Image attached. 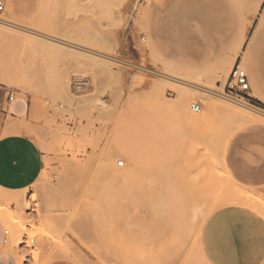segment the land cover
<instances>
[{"label": "rangeland", "instance_id": "obj_1", "mask_svg": "<svg viewBox=\"0 0 264 264\" xmlns=\"http://www.w3.org/2000/svg\"><path fill=\"white\" fill-rule=\"evenodd\" d=\"M99 1L10 0L0 15V64L29 89L0 84L26 103L18 127L45 156L10 206L24 225L0 217L4 252L16 264H209L201 236L212 215L244 205L264 219V190L237 185L223 162L229 137L247 125L216 104L245 110L197 91L178 101L180 87L162 73L217 93L237 63L264 90V1L257 14V0Z\"/></svg>", "mask_w": 264, "mask_h": 264}, {"label": "crops", "instance_id": "obj_2", "mask_svg": "<svg viewBox=\"0 0 264 264\" xmlns=\"http://www.w3.org/2000/svg\"><path fill=\"white\" fill-rule=\"evenodd\" d=\"M189 33L192 34V31ZM252 49L253 43L243 53L244 59L249 60ZM256 80L250 73V95L264 105V90L256 88ZM5 106L0 98V188L18 192L31 187L39 179L44 170L45 156L25 129H14L28 115L26 103L11 104L9 112H4ZM10 113L12 121H9ZM257 124L260 123L246 124L236 130L229 137L223 152L224 166L232 180L248 191L264 190V124ZM251 202L244 201V204ZM241 206L223 208L206 221L201 248L209 264H264L262 213ZM4 241L0 221V264H16L15 257L4 252Z\"/></svg>", "mask_w": 264, "mask_h": 264}, {"label": "bare ground", "instance_id": "obj_3", "mask_svg": "<svg viewBox=\"0 0 264 264\" xmlns=\"http://www.w3.org/2000/svg\"><path fill=\"white\" fill-rule=\"evenodd\" d=\"M97 1H99V0H96V2ZM102 1V5H110V4H113L114 3V1H115V3L117 4V2L118 3H121V2H119V0H101ZM122 2H123V0H121ZM263 1L264 0H257V2H255L256 4H257V7H255L254 9H255V11L253 10L252 12H255L256 14L257 13H259L258 11H259V9H260V6H261V4L263 3ZM98 3H100V1L98 2ZM256 6V5H255ZM253 14V13H252ZM255 14V15H256ZM254 15V14H253ZM244 16H245V14H244ZM247 21V20H246ZM261 21L262 22H264V20H262L261 19ZM0 22H2V21H0ZM5 22V21H4ZM8 23H10V21H8V20H6V23H4L6 26H12V25H10V24H8ZM246 24H249V23H246ZM246 24H245V26H246ZM251 24H252V22H251ZM250 25V24H249ZM248 26V25H247ZM13 27V26H12ZM8 29V28H7ZM0 31L1 32H3V33H5L6 32V29L4 30V28H2V27H0ZM10 31V30H9ZM247 31V30H246ZM245 31V32H246ZM13 32V31H12ZM245 32H244V35H245ZM36 35H38V34H36ZM243 35V37L244 38H242V41L240 42V44H239V50H242V47H243V45H244V40L246 39V35L244 36ZM22 36V35H21ZM20 36V37H21ZM26 39H29V41H30V43H34V42H36V39H34L33 37H28V38H26ZM28 43V42H27ZM29 43V44H30ZM240 53V52H239ZM99 56H101V55H99ZM104 58V57H103ZM106 58V57H105ZM106 59H108V60H111V59H109V58H106ZM162 74H164L165 76H163V78L165 79V80H168V81H171V82H173L175 85H177V86H179L180 88H178V90H177V100L178 101H182V100H184L188 95V92L190 93V92H202L203 94H206V95H209V94H211V95H213V96H217V97H219V98H221L220 96H218L215 92H213V93H211L210 91H211V87L210 88H208V87H205L206 85H204L203 86V84L202 85H200L199 83H197V82H195V81H193V80H191L192 78H184V74H178V76L179 77H182V78H177L176 80H172V79H170L169 77H170V75H167V74H165V73H162ZM189 76V75H188ZM191 81H190V80ZM229 79V78H228ZM0 82H2V83H8V84H16L17 86L19 85V86H21L23 89H24V91H26V90H28L29 89V85L28 86H26V85H24V84H22V81L21 80H19V79H17V78H15L13 75H12V72H11V70L5 65V64H0ZM250 82V81H249ZM213 87V86H212ZM180 89V90H179ZM223 91H224V89H223ZM223 91H221L222 93H223ZM252 93V92H251ZM250 93V94H251ZM249 94V96L252 98V96ZM236 105H240V106H242L243 108H244V110L245 111H241L240 109H238V108H236V107H232V106H226V107H222L220 104H216L217 106L215 107V109H221V110H224V112L225 111H227L228 113H230V114H232L233 116H235V118H237V119H239V120H242L245 124H251V123H256V122H260L258 119H256V117H254L253 116V113H257V115L256 116H259L260 115V117L261 118H263L264 119V113L263 112H260V114L258 113V112H256V110H255V108L253 107V106H250L244 99H242V100H240V103H235ZM221 106V107H220ZM224 106V105H223ZM246 111H252L251 113H252V115H249V112H248V114L246 113ZM223 112V111H222ZM222 112H219L220 114L222 113ZM214 113V112H213ZM216 113H218V112H215V115H216ZM218 113V115H220ZM261 113H263V114H261ZM225 114H226V112H225ZM218 115H216V116H218ZM227 115V114H226ZM232 115H230V117L232 116ZM221 116V115H220ZM222 116H223V114H222ZM225 116V115H224ZM230 117H228L227 119L230 121ZM235 122V121H234ZM7 125H8V123H7ZM6 126V125H5ZM14 126V125H13ZM230 127V126H229ZM14 129H15V131H19V127H18V124H17V126H15L14 127ZM224 130H226V128L224 129ZM230 131H231V129H230ZM22 132V131H21ZM227 132V131H226ZM8 133H9V131H8ZM229 133V132H228ZM222 141H224L223 139H222ZM219 148V147H218ZM201 154V153H200ZM198 155V154H197ZM196 155V156H197ZM202 155V154H201ZM195 156V157H196ZM202 158H203V156H202ZM201 158L199 157V159H198V161L200 160ZM196 160H197V157H196ZM197 161V162H198ZM199 163V162H198ZM221 167V166H220ZM223 173V172H222ZM225 173V172H224ZM225 176V175H224ZM229 178V177H228ZM229 182V181H228ZM236 187V186H235ZM229 189H231V188H229ZM242 189V188H241ZM232 190V189H231ZM237 190V189H236ZM233 191V190H232ZM240 191V190H239ZM244 193L246 192V191H243ZM15 193L16 192H11V191H4V193L3 194H0V217L2 218V220L6 223V224H8L11 228L14 226V225H17V226H23L24 225V223H23V220L20 218V217H18V215H16L11 209H10V206H11V204H18L19 203V198L15 195ZM234 193V192H233ZM237 195V194H236ZM245 195V194H244ZM231 196H234V198L235 197H237V196H235V195H230V197ZM240 196V195H239ZM243 196V195H242ZM232 198V197H231ZM233 199V198H232ZM236 199V198H235ZM238 200H242L240 197L239 198H237ZM236 199V200H237ZM245 199H247V196H246V198ZM250 199V198H249ZM262 199H263V197L262 196H259L258 198H256L255 199V204L256 203H261L262 202ZM254 204V203H253ZM25 207L28 209L29 207H30V205H29V203H27V204H25ZM7 225V226H8ZM16 231H17V229H16ZM8 234H10V231H8ZM21 240V239H20ZM23 242V241H22ZM28 243V242H27ZM6 244V243H5ZM8 249V248H7ZM82 256V255H81ZM19 264H21V260H18L17 261Z\"/></svg>", "mask_w": 264, "mask_h": 264}, {"label": "built area", "instance_id": "obj_4", "mask_svg": "<svg viewBox=\"0 0 264 264\" xmlns=\"http://www.w3.org/2000/svg\"><path fill=\"white\" fill-rule=\"evenodd\" d=\"M10 0H0V15L4 14L7 10V6ZM251 91L250 83L248 77L243 69H241L240 64H235L233 67L229 79L227 81L226 86L224 87V91L217 92L216 94L221 98L232 102V103H240V99H244L245 101H250L249 92ZM19 93L17 90L7 87L5 85L0 84V98H2L6 104L4 112H9V106L18 102ZM242 96V97H241ZM46 107L50 110V112H54V109L57 110H65L64 105L58 104L54 105L53 103L46 101ZM76 108L73 107V111ZM191 110L194 113H200L201 107L197 104H193L191 106ZM68 117V115L66 116ZM119 167H124L123 162L118 163ZM5 235L8 236V231H5ZM7 243V241H5Z\"/></svg>", "mask_w": 264, "mask_h": 264}]
</instances>
